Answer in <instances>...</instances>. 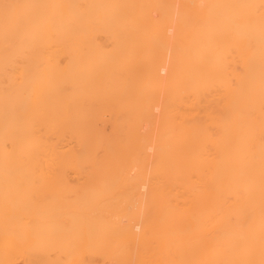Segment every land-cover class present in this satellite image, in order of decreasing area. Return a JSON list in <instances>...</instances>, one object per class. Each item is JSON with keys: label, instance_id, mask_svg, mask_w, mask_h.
Instances as JSON below:
<instances>
[{"label": "bare ground", "instance_id": "obj_1", "mask_svg": "<svg viewBox=\"0 0 264 264\" xmlns=\"http://www.w3.org/2000/svg\"><path fill=\"white\" fill-rule=\"evenodd\" d=\"M237 1L188 0L179 55L174 0H0V264H264V0Z\"/></svg>", "mask_w": 264, "mask_h": 264}, {"label": "rangeland", "instance_id": "obj_2", "mask_svg": "<svg viewBox=\"0 0 264 264\" xmlns=\"http://www.w3.org/2000/svg\"><path fill=\"white\" fill-rule=\"evenodd\" d=\"M176 1H178L179 3L176 2ZM182 1H183V2H182ZM222 1H224V3H226V0H222ZM222 1H221V2H222ZM232 1H233V0H231V1H228V0H227V3L229 2V4H227V3L225 4V5H227V6H228V5H231V8L234 9V10H229L228 13H227V11H228V9H230V8H227V6H224V7H223V3H222V5L218 6V4L220 3V0H217V3H216L215 6H214V7H215V10H216L215 12H218V8H217V7H220V9H221V15H219V14H220V11H219V12H218L219 14L216 13V15H218V17H217V16H216V17L219 18V16H220V18H225V19L227 20V22H225V24H227V23L230 22V24H229L228 26H231L232 24H234V23H232V21H234V22H235V20L238 21L239 16H240V11L237 12V10L240 9V8H239V6H240L239 2L236 0L238 3H237V4L235 3L236 5H234V6H235V7H236L237 5H239V6L236 7V8H233V7H232L233 4H231ZM174 2H175V6L177 7V5H178V7H177V9L174 7L175 10H173V11H174V13H175V11H176V14H174V13L172 14V18H171L172 21H171V23L168 25V29H169V30H167V34H168L169 39H168V45H167L166 48H167L168 51H169V48H170V49H172V50H170L171 52H175V51H174V48H173V46H174V47H176V51H177V53H179V55H180V53H181V49H180V48H181L182 46H184V44H185L186 41H184L183 39H182L181 41L179 40V42H182V41H183L184 44H183V45L181 44V47H179L180 45H178V43H176V46H175V45H174L175 42H173V40H174L175 38H172V37L175 36V31H176L177 27L180 26L181 24H182L183 26H185V24H187V26H188V25L191 26V22L188 23L187 21L184 20L185 18H189V16H188L189 14H188V13H190V11L187 10V9H189V4H188L189 2H188V0H174ZM230 2H231V3H230ZM184 3H186V4H184ZM201 4L206 5V7H205V6H202ZM207 4H208V5H207ZM209 4H210L209 2H208V3H206V2H201V3H200V6H201V12H203V13H200V14H199L198 21H199V20H200V22H201L202 20L207 21V19L209 18L210 15H209V13H208V11H207V10L210 9V7L207 8V6H209ZM220 4H221V3H220ZM179 5H183V6H179ZM186 5H187V6H186ZM182 7H183V8H182ZM186 7H187V8H186ZM203 7H205V8H204L205 10L203 9ZM181 9H182V10H181ZM183 9H185V10H183ZM224 9H225V10H224ZM235 9H236V10H235ZM186 10H187V11H186ZM155 11H156V10H155ZM183 11L187 12L188 15L185 16L186 13L183 12ZM232 11H233V12H232ZM156 12H157V11H156ZM156 12H155V13L153 12V14H156ZM182 12H183L184 14H183ZM205 12H207V13L205 14L206 16L204 15ZM223 12H224V14H223ZM230 12H231L232 14H231ZM236 12H237V13H236ZM179 13H180L181 15H178ZM225 13H226V15H225ZM230 14H231V15H230ZM156 15H157V16L159 15L158 12H157ZM156 15H153V17H154V16L157 17ZM203 15H204V16H203ZM223 15L228 16L229 18H228V17H225V16L223 17ZM236 15H238V16H236ZM183 16H184V17H183ZM202 16L204 17V19H201ZM231 16H232V19H231ZM174 17H175V18H174ZM200 17H201V18H200ZM206 17H208V18H206ZM234 17H235V18H234ZM181 18L184 20L183 22L181 21ZM220 18H219V20H220ZM158 19H159V18H158ZM173 19L176 20V21H174V22H175L174 27H175L176 24H177L175 30H173L174 28H173V26H172V25H173ZM189 19H190V18H189ZM234 19H235V20H234ZM226 20H225V21H226ZM229 20H230V21H229ZM191 21H192V20H191ZM205 21H202V22H205ZM217 21H218V20H217ZM228 21H229V22H228ZM176 22H177V23H176ZM181 22H182V23H181ZM186 22H187V23H186ZM219 22H220V24H224L223 20L218 21V24H219ZM231 23H232V24H231ZM169 26H170V27H169ZM187 26H185V27H187ZM225 28H227V27H225ZM219 29H222V28H220V26H219ZM187 30L189 31V28H188V29L185 28V31H187ZM173 31H174V34L172 35L171 33H173ZM169 33H170V34H169ZM226 35H227L228 37H231L230 34H228V33H227ZM170 36H172V37H170ZM227 36H223V35H222V36H221V37H222V40L219 39V40H221V42L218 41V44L220 45L221 43H224V42H222L224 39L228 41L230 38H228ZM175 37H176V36H175ZM223 37H224V38H223ZM170 38H172L173 40H171ZM218 38H220V35H219V37L217 36V39H218ZM226 38H228V39H226ZM180 39H181V38H180ZM225 40H224V41H225ZM174 41H175V40H174ZM230 41H231V42H232V41L235 42L234 39H232V40H230ZM230 41L227 42V43H228L227 45H229V48H230V53L227 52V50H228L229 48H228V49L225 48V47H227V46L225 45L226 42H225V44H224L225 47H224L223 44L220 45V46H223L224 49H226L225 52H223L224 49H221V47L218 46V47H219L218 49H221V56L223 57V56L225 55L224 58H226V55H227V56H228V55L230 56V54H231V52H232V55H233L234 57H237V58H238V50L236 51V50H234V49L232 48V47H234V46H235L234 48H236V46H237L238 44H235V45H234V42L230 43ZM102 42H103V43H102ZM171 42H173L174 44H172ZM176 42H177V41H176ZM183 42H182V43H183ZM101 43H102V45H103V46L101 47V50L103 51L102 53H104V52H105V49L107 48L106 51H107V50L109 51V52H107V53L105 52V53L107 54V57H109L110 55H111V57H113V56H112V51H113L114 49H115V51H116V48H117L116 44L113 43L112 45H115V46H111L110 44L112 43V41H110V40H107V41H106L105 39H102ZM170 43L172 44L171 46H170ZM179 44H180V43H179ZM88 45H89V47H88ZM105 45H106V47H105ZM109 45H110V46H109ZM146 45H147V46H146ZM154 45H155V44H154ZM92 46L95 47L94 45L87 44V47H88V48L91 47V48H90L91 51L94 50ZM145 46H146V47H145ZM156 46H157V49H158V50L156 51V53H157V52L159 53L158 44H156L155 46H153V45H151V44H149V43H148V44L145 43L144 45L141 46V48H144V47H145L144 50L147 51V50H148L147 47H149V51H147V55H148V53H149V56H155L156 54H155L154 51L156 50ZM103 47H104V48H103ZM178 47H179V48H178ZM110 48H112V49H110ZM146 48H147V49H146ZM154 48H155V49H154ZM231 48H232V49H231ZM109 49H110L111 51H110ZM164 49H165V48H164ZM179 49H180V50H179ZM218 49H217V50H218ZM141 50H143V49H141ZM167 50L165 49V51L168 53ZM233 50H234V51H233ZM160 51H161V50H160ZM165 51L162 52L163 55H164V52H165ZM235 51H236V52H235ZM171 52H169V57H170V59H168V60L166 59L167 56H168V54L165 53V54H166V56H164V57H165L164 59H166L165 61H168V62L170 61V62H171V60H172V59H171L172 56L170 55ZM233 52H235V53H234L235 55L233 54ZM224 53H225V54H224ZM108 54H109V55H108ZM144 54H145V53H144ZM144 54H140V55L143 56ZM154 54H155V55H154ZM171 54H172V53H171ZM173 54H175V53H173ZM173 54H172V55H173ZM91 55L94 56V52H93V54H92V52H91ZM140 55H139V56H140ZM232 55H231V56H232ZM174 56H175V55H174ZM174 56H173V57H174ZM176 56H177V55H176ZM176 56H175V57H176ZM210 56H211V55H210ZM229 56H228L226 59H228V61L231 60V61H230V63H231L234 57H232V59H231V57H229ZM143 57H144V56H143ZM143 57L140 58V62L138 63L139 65H142V66H143V67L140 66L141 69L144 68V64H143V63H145V65H146V62H147V61L144 62L145 59L143 60ZM146 57H147V59L151 58V57H148V56L145 55L144 58H146ZM173 57H172V58H173ZM92 58H93V57H92ZM229 58H230V59H229ZM163 61H164V60H163ZM233 61H234V60H233ZM236 61H238V60L236 59ZM237 63H238V65H237ZM237 63H236V62H233V64L231 65V67L233 66L232 68H235V69L237 68V69H238V70L236 69L235 71H239V70H240V62H237ZM93 64L96 65V61H95V62L93 61ZM163 64L166 65V66H165L166 68H165L163 71H161L160 73L162 74L163 79L166 78V80H165V79L163 80V83H162V85L160 86V89H158V91H157V96H158V97H157V101H156V103H159L160 108H162V106H163V103H162V102L165 101L164 97L166 98V96H167V94H168V93H167V92H168V87H170V84L168 85V83H169V80H168L169 77L167 78V77H166L167 75H165V74H167V73H165V72H168V74H169L170 66H168V65H169L170 63L164 62ZM167 64H168V65H167ZM229 65H230V64H229ZM164 71H165V72H164ZM165 82H166V83L168 82L167 85L165 84ZM165 85L168 86V87H167V90H166L167 92H165L166 94H164V91H165V89H166V86H165ZM163 90H164V91H163ZM169 91H170V90H169ZM161 93H162V94H161ZM161 96H162V98H161ZM160 98H161V99H160ZM162 99H164V101H162ZM160 100H161L162 102H160ZM160 103H161V104H160ZM160 108H159V109H153V111H152V115H151V118H150L149 120H144V122H142L141 125H140V126H142V128L140 127V129L142 130L141 132H144V135H146V133H148V131H149V133H148V135H150L149 138H150V139L152 138L151 140H150V139H149V140L151 141L152 145H154V143H155V140H154V139H156V138H154V137H156V136H154V134H156V132H157V133L160 132L161 129H162V124H163L162 121H163V117L160 118V116H162V114H161V113L158 114V113H159L158 110H159V111H162ZM154 112L156 113V115H155ZM153 114H154V116H153ZM158 115H159V117H158ZM155 116H156V117H155ZM157 117L160 118V119H158ZM152 118L154 119L153 121H152ZM142 121H143V120H142ZM146 121H147V122H146ZM151 121H152V122H151ZM158 121H159V122H158ZM153 122H154V123H153ZM157 122H158V123H157ZM105 123H106V124H105ZM159 123H160V124H159ZM154 124H155V125H154ZM145 125H146V126H145ZM157 125H158V127H157ZM99 126H100V128L102 127L103 129H105V131H108L109 127H111V126L109 125V123H107V122H101V124L99 123ZM103 126H104V127H103ZM149 126H152V127L148 128ZM160 126H161V127H160ZM153 128H154V129H153ZM103 129H102V130H103ZM149 129H150V130H149ZM155 129H157V131H156ZM147 130H148V131H147ZM152 130H153V132H152ZM103 131H104V130H103ZM109 131H111V128H110ZM155 131H156V132H155ZM151 132H152V134H151ZM104 133H106V132H104ZM109 133H110V132H109ZM107 134H108V133H107ZM151 135H152V136H151ZM156 135H157V134H156ZM146 136H147V135H146ZM157 136H158V135H157ZM153 138H154V139H153ZM153 140H154V143H153ZM150 141H149V142H150ZM68 142H72V141H68ZM72 144H73V143H71V145H72ZM151 150H152V149H151ZM151 150H148V152H149V156L152 155V156H150L151 159H153V157H154V156H153V154H154V149H153V152H151ZM151 159L149 158V161H150V162L152 161ZM149 166L152 167V163H150L149 165H147V166L145 167V170H146V169H148V170H146L145 173H143V177H147V179H149V178H148V177H149L148 175H150L149 173H150V169H151ZM149 168H150V169H149ZM134 170H136V171H133V173H136V174L139 173V171H137L138 169H134ZM148 171H149V172H148ZM72 173H73V172H72ZM72 173H70V175H71ZM72 175H73V178L76 177V174H75V173H73ZM72 175H71L70 177H72ZM143 177H142V178H143ZM141 191H143V190L141 189ZM144 193H145V192H144ZM134 210H135V209H130V211H132V212H133ZM101 263H105V264H113L111 261H103V262H101ZM17 264H23V263H22L21 261H18Z\"/></svg>", "mask_w": 264, "mask_h": 264}]
</instances>
